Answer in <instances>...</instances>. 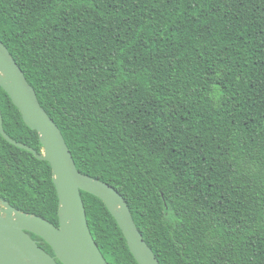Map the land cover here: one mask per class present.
Wrapping results in <instances>:
<instances>
[{"label":"trees","instance_id":"trees-1","mask_svg":"<svg viewBox=\"0 0 264 264\" xmlns=\"http://www.w3.org/2000/svg\"><path fill=\"white\" fill-rule=\"evenodd\" d=\"M0 38L161 264H264V0H0ZM0 105L5 131L41 152L1 86ZM81 193L107 262L139 264ZM0 198L59 225L50 163L1 132Z\"/></svg>","mask_w":264,"mask_h":264},{"label":"water","instance_id":"water-1","mask_svg":"<svg viewBox=\"0 0 264 264\" xmlns=\"http://www.w3.org/2000/svg\"><path fill=\"white\" fill-rule=\"evenodd\" d=\"M0 86L19 108L25 123L38 132L42 151L13 139L5 131L0 105L1 134L50 163L59 197L58 226L0 198V264H109L91 232L81 191L103 200L139 264H161L138 228L125 197L109 183L79 171L62 130L41 105L37 91L1 38ZM29 232L42 237L54 255Z\"/></svg>","mask_w":264,"mask_h":264}]
</instances>
